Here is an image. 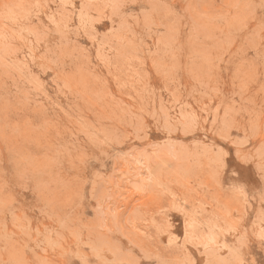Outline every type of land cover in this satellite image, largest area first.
Returning a JSON list of instances; mask_svg holds the SVG:
<instances>
[{
    "label": "rangeland",
    "instance_id": "374dc122",
    "mask_svg": "<svg viewBox=\"0 0 264 264\" xmlns=\"http://www.w3.org/2000/svg\"><path fill=\"white\" fill-rule=\"evenodd\" d=\"M236 2L139 0L112 15L90 0H0L30 13L8 23L15 35L0 50V195L33 228L55 229L40 237L56 249L46 258L264 264V146L236 129L213 131L214 116L196 102L208 77L222 80L227 95L233 77L240 84L238 69L254 67L258 9L244 29L202 16ZM128 14L140 22L122 20ZM193 112L195 131L170 134L191 127ZM21 158L35 166L26 170ZM53 211L80 227L69 235L47 218Z\"/></svg>",
    "mask_w": 264,
    "mask_h": 264
},
{
    "label": "clouds",
    "instance_id": "9594fccd",
    "mask_svg": "<svg viewBox=\"0 0 264 264\" xmlns=\"http://www.w3.org/2000/svg\"><path fill=\"white\" fill-rule=\"evenodd\" d=\"M90 2L92 10L104 12L110 9L112 15H117L126 3H138L139 0H90ZM14 9H18L19 11H14ZM231 9H235V11L232 12ZM255 9L259 11L257 34L260 35L261 46L256 47L254 45L250 49L254 54V67L251 71L247 69L241 71V69H238V72H240V84L238 85L236 78L233 77L231 79L232 91L227 95L223 91L224 82L222 80L214 76L208 77L201 85L205 89L200 93L201 99L196 102L202 105V112H207L209 115L214 116V119L211 121L213 131L216 130L218 125L222 130H227L229 133L233 129H236L238 132L244 133L245 141L259 137L262 146H264V0H259L258 5H255L253 0H243L242 7L240 0H237L236 3L230 5L229 11L221 15L210 17L207 14H202V16L209 23L222 20L229 27L233 23H237L244 29L247 28L249 23L257 19ZM28 14L30 13L25 12L23 5L3 4L0 7V50L6 52L9 48L11 37L15 35V33L9 31L7 27L8 23L15 24L17 15H23L26 18ZM164 15L167 17L175 14L165 12ZM123 19H130L133 23L137 24L140 22V17L135 14H128ZM257 29H253V31H257ZM232 43V41H229L227 47L223 48L222 51L226 52ZM0 59H3V57H0ZM222 59V55L216 57V61H221ZM215 67L218 68L219 64L216 63ZM241 67L243 68V64ZM252 83L255 84V90L249 95V85ZM237 87L240 88L239 92L236 91ZM237 96L240 97L239 100L236 99ZM217 98H220V103L213 108L212 101ZM204 99H207V104H204ZM225 99L229 101L227 104H225ZM186 107L190 109L191 105H187ZM221 108L224 109L222 116L220 115ZM192 117L193 125L191 127L181 123L169 128L170 134L176 131H183L185 134L195 131L201 122V118L197 117L195 112L192 113ZM238 117L239 120H237ZM203 122L207 123L208 121L204 118ZM131 134L135 135L137 139L146 137V132L142 128H134ZM216 134L220 135V132H216ZM221 138L223 137L221 136ZM20 163L24 165L26 170L32 169L35 166V163L29 159L21 158ZM2 188L3 183H0V191H2ZM45 188L47 190L48 186H45ZM64 199L67 200V197H64ZM53 200H60L59 194L53 195ZM47 218L54 224H58L60 228L66 229L69 235L77 227H80L75 224L70 226L67 220L56 211L49 214ZM52 231H55V229L48 226H45L43 231L39 228H33L31 221L20 213L15 201L0 195V264H59L57 260L46 258L49 252L55 255L56 249L49 250L41 246L40 237ZM82 231L83 229L81 228ZM222 247L227 246L224 245ZM25 252L32 254L31 260L25 258ZM40 253L44 255L42 256ZM97 264H125V262L114 259H98ZM152 264H156V262L154 261ZM159 264H164V262L160 261ZM208 264H212V262L209 261ZM218 264H245V261L237 258L221 260ZM252 264H255V261H252Z\"/></svg>",
    "mask_w": 264,
    "mask_h": 264
},
{
    "label": "snow or ice",
    "instance_id": "6c2138e0",
    "mask_svg": "<svg viewBox=\"0 0 264 264\" xmlns=\"http://www.w3.org/2000/svg\"><path fill=\"white\" fill-rule=\"evenodd\" d=\"M222 162V161H221Z\"/></svg>",
    "mask_w": 264,
    "mask_h": 264
}]
</instances>
